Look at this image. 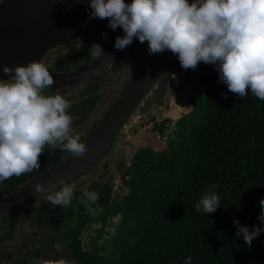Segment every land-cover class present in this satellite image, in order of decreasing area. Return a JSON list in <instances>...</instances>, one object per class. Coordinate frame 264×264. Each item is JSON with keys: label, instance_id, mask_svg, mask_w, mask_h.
<instances>
[{"label": "trees", "instance_id": "trees-1", "mask_svg": "<svg viewBox=\"0 0 264 264\" xmlns=\"http://www.w3.org/2000/svg\"><path fill=\"white\" fill-rule=\"evenodd\" d=\"M209 66L200 62L195 70H186L176 88V103L192 109L174 126L170 120L155 123L154 130L166 138L167 148L156 151L132 146L129 162L123 153L118 163L122 170L117 174L127 194L116 191L114 175L103 174L91 185L74 190L68 207L52 208L45 198L44 204L8 219L33 212L34 221L52 227L45 229V249L60 243L68 248L65 260L76 264H185L188 257L192 264H264V231L249 248L242 236L237 238L234 225L238 220L250 230L253 226L264 229L257 219L262 210L259 201L264 199V101L250 89L244 98L230 92L225 83L218 82L220 74L215 68L212 74L207 71ZM202 69L210 82L200 76ZM181 70L179 62L169 76ZM198 77L196 89L182 103L187 86ZM165 86L159 88L161 97ZM150 107L151 103L141 114ZM76 126H72L74 134L81 137L83 132ZM125 135L117 139L120 142L111 160L121 153ZM110 152L74 184L106 168ZM68 153L47 146L39 158V170L0 183V199L41 176ZM212 184L218 185L220 208L211 214L197 211L195 205ZM85 188L100 194L98 204L103 210L95 216L85 214L84 205L78 202ZM118 216L115 233L99 244ZM97 224V236L89 237V249L82 239Z\"/></svg>", "mask_w": 264, "mask_h": 264}, {"label": "clouds", "instance_id": "clouds-1", "mask_svg": "<svg viewBox=\"0 0 264 264\" xmlns=\"http://www.w3.org/2000/svg\"><path fill=\"white\" fill-rule=\"evenodd\" d=\"M89 19L109 21L117 36L115 48L124 50L137 38L148 42L150 55L171 51L178 56L183 69L195 70L200 62L215 65L220 83L230 92L244 98L251 94L264 101V0H91ZM107 38V34H103ZM93 57L104 56L101 45L90 49ZM112 58V57H109ZM7 81L0 79V183L22 174L39 170V158L47 146L67 151L79 158L86 154L87 145L74 134L73 118L68 114L71 103L62 95H45L44 90L55 83L43 61L26 66H2ZM62 186V187H61ZM212 184L199 202L197 211L211 214L220 208V199ZM59 188V190H56ZM51 204L68 207L74 198V187L64 179L58 184L48 182L33 185ZM100 194L87 188L78 198L85 214L97 215L103 209ZM264 223V199L259 201ZM96 205V207H93ZM236 236L252 246L264 229L253 230L234 221ZM37 264H76L75 261L43 260ZM185 264H192L188 257Z\"/></svg>", "mask_w": 264, "mask_h": 264}, {"label": "flooded vegetation", "instance_id": "flooded-vegetation-1", "mask_svg": "<svg viewBox=\"0 0 264 264\" xmlns=\"http://www.w3.org/2000/svg\"><path fill=\"white\" fill-rule=\"evenodd\" d=\"M27 2L29 19L27 16L24 19L18 17L14 24L16 23V27L25 25L36 32L34 36L25 41L16 34L11 41L13 48L6 49L8 50L6 52L0 51V79L5 81L9 79L3 74L2 66L15 68L16 66H26L32 61H43L49 66V71L55 81L53 86L44 90V94H59L71 103V107L67 111L73 118V125L76 124V127L82 130V139L97 124L99 116L117 102L125 88L134 82L137 75L148 64L152 57L148 52V42L141 44L137 38H134L132 44L126 49L117 50L115 40L117 36L125 35L123 29L118 28L113 31L108 27L107 19H89L92 11L91 0H69L68 2L63 0H27ZM3 3L4 1L0 0V4ZM53 9L54 11L49 13ZM5 11L3 17H0V25L2 22L8 23L12 20L10 14L12 12L6 7ZM30 16H34V18L31 20ZM9 24L7 30L14 27L11 23ZM48 30L56 32L55 40L46 39L37 45L34 38L40 39V35L46 34ZM10 32H13L11 39L14 36V31ZM89 33L93 35L90 37L95 38L86 39L85 36ZM105 33L107 38L103 35ZM94 43L102 46L104 56L93 57L91 55L90 49ZM178 61L161 79L156 91L140 109V115L149 103H151V107L146 112L160 106L158 101L162 102L165 95L161 97L159 88L164 83L167 90L171 77L175 75L173 73L169 76V73L177 66ZM44 203L45 198L18 212H25ZM32 214L33 212L20 213L12 220L8 219L9 216L5 219L7 221L3 220L0 223V235L4 236L0 241V264H37L38 261L45 260V229H42L45 227V222L34 221L35 218ZM23 221H30L32 227L36 225L39 230L42 229L41 231L36 229L30 237V241L34 245L29 247L27 241L22 245H17L14 252H6L4 250L6 244L14 239L16 229ZM40 251L43 254L39 253Z\"/></svg>", "mask_w": 264, "mask_h": 264}, {"label": "water", "instance_id": "water-1", "mask_svg": "<svg viewBox=\"0 0 264 264\" xmlns=\"http://www.w3.org/2000/svg\"><path fill=\"white\" fill-rule=\"evenodd\" d=\"M3 1L4 3L0 4V17L2 18L5 14V7L12 12L10 13L12 16L11 22H2L0 25V51L6 52L8 51L6 49L13 48L11 41L16 34L25 41L34 36L36 31L25 25L16 27V23L14 24L18 17L24 19L27 16L29 19L27 0ZM63 1L68 2L69 0ZM130 1L132 0H125V3ZM191 2L192 0L189 1V3ZM53 11L54 9L49 11V13ZM30 17L31 20L34 18V16ZM9 23L14 25V27L7 30V27L10 26ZM15 27L16 29H13ZM10 31H14V36L11 39L13 32ZM55 36L56 32H49L48 30L46 34L42 33L40 35V39L34 38V41L37 42V45H40L38 43H43L46 39L55 40ZM177 61L178 56L167 50L164 53L152 55L148 64L144 66L134 82L125 88L117 102L99 116L97 124L81 139V142L87 145L86 154L76 158L71 153H68L61 161L41 176L19 187L10 196L0 199V223L12 214L44 199L42 194H36L33 191V185L37 183L47 184L48 182L58 184L60 179H64L66 183L72 185L83 176H86L100 160L106 157L119 136L122 133H126L127 129L131 127L133 121L140 114V109L156 91L161 79L164 78ZM56 190H59V188Z\"/></svg>", "mask_w": 264, "mask_h": 264}, {"label": "rangeland", "instance_id": "rangeland-1", "mask_svg": "<svg viewBox=\"0 0 264 264\" xmlns=\"http://www.w3.org/2000/svg\"><path fill=\"white\" fill-rule=\"evenodd\" d=\"M90 36H93V35L89 33L88 35L85 36V38L88 40L95 38V37H90ZM214 68H215V65H210L207 71L210 72V74H212V71L214 70ZM185 71L186 70L183 69L177 72V74H175L173 77H171L169 84L167 86L166 94L162 98V104L157 109L149 110L143 115L139 114L136 117L131 127L127 129L125 133L126 137L124 141L126 143L124 146L120 147L121 153L118 154V156H116L113 160H111L112 156L115 155L114 151L119 145V142H120V139H119L118 142H116V145L114 146V150L111 151L108 156V159H110L111 161H109L108 164H106L107 167L98 169L89 178L84 179L83 181L79 182V184L72 185L74 187V190L81 188L83 186H89L93 182L98 181L101 175L107 174L108 176L114 175V186H115L116 191H119L122 194H127V190H123V188L121 187L120 175L117 174V172L122 170L119 167L118 163L123 158L122 156L123 153H125L124 154L125 158L129 162V159L132 156V153L134 151L131 148L132 146L135 147V149L151 147L155 149L156 151L165 150L167 148L166 138H163V137L161 138L158 132L154 130L155 123L159 124L160 122L170 120L171 126H174L175 122L179 118H181L185 113L189 112L192 109V107L187 108L185 106H181L177 104L175 100L176 88L181 83V79ZM207 71L202 69L200 71V76H203L207 82H210V79L207 78L205 75V72ZM198 82H199V77L198 79H194V81L187 86L186 94H183L181 98L182 103H186V100L188 98L187 95L194 92ZM201 88H204V86ZM131 149L133 151H131ZM120 219L121 217L118 216L112 220L111 222L112 225L106 229L107 233L103 234L99 238L98 240L99 244L103 243L105 239H108L110 235H113L115 233L116 225L119 223ZM51 228L52 227L49 224H45V227H43L42 229L51 230ZM36 229L39 230V228L36 225L32 227L30 221L28 222L23 221V223H21L17 227L14 239L6 244V248L4 250H6V252H14V249L17 245H22L27 241L29 243V247H31V245H34V244L30 241L31 240L30 237L35 233ZM42 229H40L39 231H41ZM96 229H99V224L93 225L92 228L88 232L85 233V236L82 239L84 245L88 247L89 249L92 248V245L89 244V240H90L89 237L97 236L95 232ZM45 237H47V235H45ZM45 243H46V240H45ZM47 248L45 249V254H44L45 260H55V259H61V258L66 259V256L68 254L67 253L68 248L63 247L60 243H56L52 245V247L48 249ZM39 253L43 254L42 251H40Z\"/></svg>", "mask_w": 264, "mask_h": 264}]
</instances>
